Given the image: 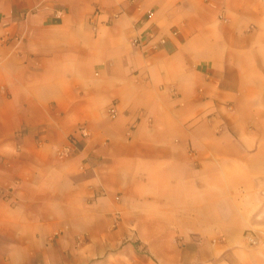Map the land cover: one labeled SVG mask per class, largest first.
Here are the masks:
<instances>
[{"label": "crops", "instance_id": "obj_1", "mask_svg": "<svg viewBox=\"0 0 264 264\" xmlns=\"http://www.w3.org/2000/svg\"><path fill=\"white\" fill-rule=\"evenodd\" d=\"M0 190L5 264H264V0H0Z\"/></svg>", "mask_w": 264, "mask_h": 264}, {"label": "rangeland", "instance_id": "obj_2", "mask_svg": "<svg viewBox=\"0 0 264 264\" xmlns=\"http://www.w3.org/2000/svg\"><path fill=\"white\" fill-rule=\"evenodd\" d=\"M118 215V216H117ZM112 216V222L116 223L118 222L119 220V213L118 212H113L111 214ZM59 233H61V230L55 232L53 235H52V238L51 240L55 239V237H57L59 235ZM257 232H253L251 231L250 233H246V236H247V240L249 242V244H253V245H256L259 243V240L261 239V233L260 234H257L255 235ZM249 238H252V240H249ZM86 240H87V237H86V234L85 233H81V232H78L76 234H74L73 236V248L74 250H79L81 249L85 243H86ZM73 251V253H69L68 252V258H70V256L72 257V260H73V264H78V262L76 261V256L77 254L79 255L78 252H75ZM68 258H65V257H62V256H55V254L53 253H49V255L47 256V262L44 263V259L43 258H37V257H32V258H29V259H24L21 257L20 254H16L14 255L13 259H12V264H21L22 262H26L27 264H49V262L51 261H55V264H69V260ZM5 260H1L0 259V264H5L4 262ZM71 261V259H70ZM93 261L95 262H89L88 264H100V262H96V261H99L97 259H94ZM52 263V262H51Z\"/></svg>", "mask_w": 264, "mask_h": 264}, {"label": "built area", "instance_id": "obj_3", "mask_svg": "<svg viewBox=\"0 0 264 264\" xmlns=\"http://www.w3.org/2000/svg\"><path fill=\"white\" fill-rule=\"evenodd\" d=\"M173 32H175V30H174ZM148 34H149L150 37H152V36H153V32H152V30L148 29ZM132 41H133L134 43H138L139 38H134ZM159 41H160V42H163L164 39H163V38H160ZM108 115H109L110 117H114V116H116V109H115V107H114L113 105H111V106L108 108ZM81 134H82V135H86V132H85L84 130H81ZM62 151H63V152L68 151V147H67V146L64 147V148L62 149ZM0 192H1V190H0ZM117 216H118V215H117ZM249 240H252V238H249Z\"/></svg>", "mask_w": 264, "mask_h": 264}]
</instances>
